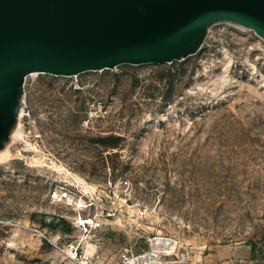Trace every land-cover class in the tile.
Listing matches in <instances>:
<instances>
[{
	"label": "rangeland",
	"instance_id": "obj_1",
	"mask_svg": "<svg viewBox=\"0 0 264 264\" xmlns=\"http://www.w3.org/2000/svg\"><path fill=\"white\" fill-rule=\"evenodd\" d=\"M23 99L41 135L21 110L0 161V264H124L157 250L148 237L168 238L188 264H264V39L254 31L215 23L172 62L31 72ZM111 135L118 147L101 143Z\"/></svg>",
	"mask_w": 264,
	"mask_h": 264
},
{
	"label": "water",
	"instance_id": "obj_2",
	"mask_svg": "<svg viewBox=\"0 0 264 264\" xmlns=\"http://www.w3.org/2000/svg\"><path fill=\"white\" fill-rule=\"evenodd\" d=\"M219 22L264 39V0H0V151L29 73L172 62L199 50Z\"/></svg>",
	"mask_w": 264,
	"mask_h": 264
},
{
	"label": "built area",
	"instance_id": "obj_3",
	"mask_svg": "<svg viewBox=\"0 0 264 264\" xmlns=\"http://www.w3.org/2000/svg\"><path fill=\"white\" fill-rule=\"evenodd\" d=\"M25 107H26V104H25V100L23 99L22 116L29 118V126H30L29 131L32 134V138L37 142V140L40 139L41 133L36 128L34 119L30 121L29 113L28 112L26 113L24 111ZM56 193L57 192H54L53 194L55 195ZM58 194L59 193H57L56 196L60 198L64 197L66 201H68L69 203L73 201V196H71L72 194H70L69 191L67 190H63L60 195ZM142 208L143 210H146L147 207L143 206ZM166 241H168V243H166ZM148 243L150 246L152 244H158L160 246H157L158 248L156 251L149 250V251H143L137 254H131L129 256H126L123 259V263L124 264H188L187 254L185 252H181V253L177 251L175 252V249H174L175 245L173 247V244L172 243L170 244L168 238H164L162 239V241L158 242V241H152V239L148 237ZM160 252H164L165 254L171 255L170 259L163 261L162 258L160 257ZM76 254H77V251L75 252V255Z\"/></svg>",
	"mask_w": 264,
	"mask_h": 264
},
{
	"label": "bare ground",
	"instance_id": "obj_4",
	"mask_svg": "<svg viewBox=\"0 0 264 264\" xmlns=\"http://www.w3.org/2000/svg\"><path fill=\"white\" fill-rule=\"evenodd\" d=\"M19 133V131H18V127L14 130V132H13V136H15V135H17ZM9 143L0 151V161L1 160H5V159H7L8 157H9V155H10V151H9ZM59 169L60 170H62L63 172H66L65 170H64V168L62 169L61 167H59ZM81 218V224L83 225V224H85V223H89V222H91V217H83L82 218V216L80 217ZM166 243H167V241H166ZM171 247V246H170Z\"/></svg>",
	"mask_w": 264,
	"mask_h": 264
},
{
	"label": "trees",
	"instance_id": "obj_5",
	"mask_svg": "<svg viewBox=\"0 0 264 264\" xmlns=\"http://www.w3.org/2000/svg\"><path fill=\"white\" fill-rule=\"evenodd\" d=\"M117 137L115 136H106V137H101V143L104 144L107 147H118L119 142L117 141Z\"/></svg>",
	"mask_w": 264,
	"mask_h": 264
}]
</instances>
